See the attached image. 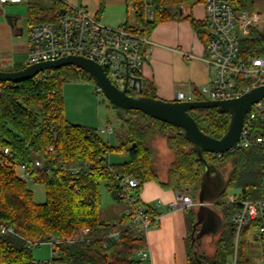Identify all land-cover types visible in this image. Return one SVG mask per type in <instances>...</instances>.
<instances>
[{
	"label": "trees",
	"instance_id": "1",
	"mask_svg": "<svg viewBox=\"0 0 264 264\" xmlns=\"http://www.w3.org/2000/svg\"><path fill=\"white\" fill-rule=\"evenodd\" d=\"M132 1L137 26H125L149 38L157 25L178 19L183 5L204 0ZM248 3L249 0H235L238 10H246ZM149 8L153 11L152 16L148 15ZM62 10L65 9L57 2L51 6L31 2L28 22L31 26L56 21ZM188 18L199 37L206 42V22ZM262 54L264 31L252 29L250 37L241 43V55L247 58ZM76 79L94 82L88 72L74 66L51 69L21 83L0 82V149L12 148L14 164H33L35 159L41 160L42 168L33 172L31 180L45 185L47 191L46 201L36 203L32 190L16 167L0 163V264H142L136 252L146 245L145 234L130 228L128 217L124 215L114 221H104L100 216L103 185L113 202H121L115 176L135 177L141 181V187L155 181L166 189H179L197 200L202 163L183 130L139 110H125L110 103L117 121L114 132L118 141L116 145H110L102 139L98 129L70 123L65 118L62 86ZM128 94L158 98L154 85L145 79L141 91L130 87ZM198 99L202 98L198 95ZM189 113L199 128L214 138H221L229 128L230 114L218 108L194 109ZM158 138H164L173 155L163 182L155 167ZM49 147H53L54 153L47 150ZM113 151L126 152L130 158L111 165L108 155ZM204 156L210 163L220 159H210L208 153ZM72 167L80 168L79 172L72 174L69 169ZM226 180L227 188L232 178ZM250 190L244 189L248 199L261 197ZM224 194L222 202L217 204L224 227L216 236L211 256L198 252L205 236L194 239L195 209L187 211L192 214L187 242L188 264H230L234 253L232 216L237 207L226 204ZM1 226L12 227L13 232H2ZM256 226L257 223H253L244 231V242L242 247L239 242L236 264H251L245 239L250 229ZM84 227L91 229L89 242H61L54 248L49 261L34 260V245L46 242L50 235L57 238L73 236ZM115 232L118 236L111 237L110 234Z\"/></svg>",
	"mask_w": 264,
	"mask_h": 264
},
{
	"label": "built area",
	"instance_id": "2",
	"mask_svg": "<svg viewBox=\"0 0 264 264\" xmlns=\"http://www.w3.org/2000/svg\"><path fill=\"white\" fill-rule=\"evenodd\" d=\"M20 1L22 0H0V3ZM204 4L207 30L204 61L211 68L212 75L208 84L199 90V96L208 95L202 99L226 100L237 98L253 88L263 86L264 54L244 58L241 55V43L250 37L252 29L264 31V13L238 10L235 0H204ZM148 15L152 16L153 11L148 12ZM27 38L29 43L27 65L69 55L83 56L101 64L108 77L121 89L127 81V74L140 76L146 59L145 46L149 43V38L145 34L136 33L124 25L105 26L84 7L74 6L68 8L56 21L29 26ZM186 56L194 58L191 54ZM130 87L138 90V84L133 86L132 79H129L127 89ZM196 99L198 96L193 92H177L174 100ZM98 132L112 133L114 129L108 126L98 129ZM254 147L261 151L264 191V97L255 102L246 114L241 135L231 152ZM47 150L54 153L53 147ZM12 153L11 147L1 148L0 163L16 167L23 181L31 180L33 172L42 168L43 164L39 159H35L33 164H14ZM208 156L214 159L221 157L222 154L208 153ZM69 169L72 174H77L80 170L78 167ZM115 184L121 198L118 204L123 207L121 215L128 217L130 228L146 235L148 230L158 223L160 212L157 209L162 202L155 205L143 202L138 190L141 181L135 177L115 176ZM225 203L237 207L232 216L235 252L230 264H236L242 234L253 223H257V226L252 238L262 244L264 253V196L248 199L244 194H225ZM167 205L170 211H188L197 209L200 204L188 193L176 189L174 198ZM1 231L13 232V228L1 226ZM90 232L89 227H84L70 237L57 238L50 235L46 242L53 256L57 244L89 242ZM110 236L116 237L118 232L111 233ZM136 253L142 264H150L147 245Z\"/></svg>",
	"mask_w": 264,
	"mask_h": 264
},
{
	"label": "crops",
	"instance_id": "3",
	"mask_svg": "<svg viewBox=\"0 0 264 264\" xmlns=\"http://www.w3.org/2000/svg\"><path fill=\"white\" fill-rule=\"evenodd\" d=\"M31 2L44 6L57 2L65 10L72 6L84 7L90 15L109 27L137 26L132 0H22L0 3V66L5 67V70H18L27 65V30L30 26L28 6ZM246 10L264 13V0H249ZM180 15L178 19L157 25L152 31L149 43L145 46L146 59L140 72L142 80L154 85L158 98L169 101L175 99L177 92H193L198 96L199 90L208 84L212 75L211 68L204 61L205 42L188 18L189 16L201 22L205 20L204 1L183 5ZM18 52H21L20 59L13 67L9 62ZM186 54H191L194 58H187ZM160 180L165 181L166 175L160 176ZM174 194L175 189H166L155 181L147 182L141 187L140 198L143 202L151 205L162 202L157 209L160 212L157 225L145 235L150 264H188L189 221L187 211L168 210L167 203L174 198ZM113 207L114 211L123 208L118 203ZM105 213L104 221H114L121 215L111 219L110 212L106 210ZM250 231L247 234L249 237ZM253 251V264H263V246ZM249 259L252 264L251 257Z\"/></svg>",
	"mask_w": 264,
	"mask_h": 264
},
{
	"label": "water",
	"instance_id": "4",
	"mask_svg": "<svg viewBox=\"0 0 264 264\" xmlns=\"http://www.w3.org/2000/svg\"><path fill=\"white\" fill-rule=\"evenodd\" d=\"M65 12L66 10H62L61 14ZM65 66H74L88 72L98 89L113 105L125 110H139L152 118L183 130L202 163L200 188L197 195L200 205L195 210L196 221L193 224L192 236L196 239L206 235L215 238L219 235L224 227V220L214 204L224 194L227 180L224 173L205 158L204 153L223 155L231 152L241 135L246 114L255 102L264 97V85L253 88L237 98L226 100L169 101L144 95L136 97L128 94V81L132 79L133 86L138 84V91H141L142 77L127 74V81L121 89L112 82L101 64L77 55L29 64L18 70L0 69V82L21 83L40 73ZM200 108H218L230 114L229 128L224 136L219 139L214 138L199 128L189 111ZM133 147L134 145L131 146Z\"/></svg>",
	"mask_w": 264,
	"mask_h": 264
},
{
	"label": "rangeland",
	"instance_id": "5",
	"mask_svg": "<svg viewBox=\"0 0 264 264\" xmlns=\"http://www.w3.org/2000/svg\"><path fill=\"white\" fill-rule=\"evenodd\" d=\"M151 9H148L150 12ZM20 53L18 52L15 56L11 57V66L15 67L17 60L20 59ZM28 55V54H27ZM0 69L5 70V67L0 66ZM63 104H64V115L65 118L74 124H80L95 129L107 128L111 126L113 129L116 126L117 121L114 118L113 110L111 109L110 102L105 95L98 89L93 81H87L83 79H76L66 82L62 86ZM208 95L201 96L205 98ZM200 97V96H199ZM105 141L109 142L110 145L117 144L116 133H99ZM157 158L155 159V167L158 170L159 176H165L166 168L173 161V155L166 147L164 138H158L156 143ZM218 157L217 162H212L218 165L219 169L224 173L226 178H232V182L226 188L225 194L227 195H242L245 194L244 189L247 188L249 191L253 189L260 196H264L262 187V165H261V151L259 148L254 147L250 149H241L238 152L227 153ZM130 158L126 152H110L108 155V162L111 165H116L128 161ZM19 174V171H18ZM28 187L33 192L34 201L38 204L46 201V187L45 185L29 180L27 182ZM224 194V195H225ZM102 195V206L100 209V216L102 219L106 216V210L110 212V218H117L121 214L120 210L114 211L113 206L115 203L111 199V196L105 185L101 189ZM225 197V196H224ZM222 197L217 200L214 207L217 208L218 201L222 202ZM224 199V198H223ZM221 214V213H220ZM188 221L192 219V214L187 213ZM256 229L251 228L250 237L246 236V251L248 256L251 257L253 264V256L256 248H261L262 244L252 238ZM244 233L240 239V247L244 242ZM215 239L207 235L200 241L198 252L203 256H211L214 253ZM235 252V248H234ZM32 255L36 262H47L51 259L52 252L47 242L34 245L32 247ZM234 256H231V260ZM231 263V261H230ZM255 264V262H254ZM264 264V262H263Z\"/></svg>",
	"mask_w": 264,
	"mask_h": 264
},
{
	"label": "flooded vegetation",
	"instance_id": "6",
	"mask_svg": "<svg viewBox=\"0 0 264 264\" xmlns=\"http://www.w3.org/2000/svg\"><path fill=\"white\" fill-rule=\"evenodd\" d=\"M196 235V234H195Z\"/></svg>",
	"mask_w": 264,
	"mask_h": 264
}]
</instances>
